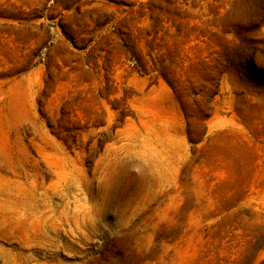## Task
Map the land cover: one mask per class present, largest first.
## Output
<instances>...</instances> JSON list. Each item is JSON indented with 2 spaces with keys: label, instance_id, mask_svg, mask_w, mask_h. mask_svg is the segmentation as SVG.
<instances>
[{
  "label": "rangeland",
  "instance_id": "rangeland-1",
  "mask_svg": "<svg viewBox=\"0 0 264 264\" xmlns=\"http://www.w3.org/2000/svg\"><path fill=\"white\" fill-rule=\"evenodd\" d=\"M0 264H264V0H0Z\"/></svg>",
  "mask_w": 264,
  "mask_h": 264
}]
</instances>
